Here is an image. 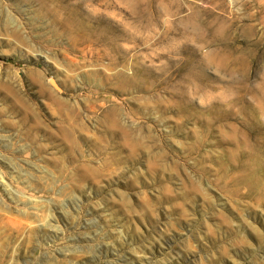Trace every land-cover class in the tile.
<instances>
[{
	"label": "rangeland",
	"instance_id": "1",
	"mask_svg": "<svg viewBox=\"0 0 264 264\" xmlns=\"http://www.w3.org/2000/svg\"><path fill=\"white\" fill-rule=\"evenodd\" d=\"M0 264H264V0H0Z\"/></svg>",
	"mask_w": 264,
	"mask_h": 264
},
{
	"label": "bare ground",
	"instance_id": "2",
	"mask_svg": "<svg viewBox=\"0 0 264 264\" xmlns=\"http://www.w3.org/2000/svg\"><path fill=\"white\" fill-rule=\"evenodd\" d=\"M50 83H51V85H52L54 88L57 87V84H56V82H55L53 79H50ZM110 125H116V127L120 129V135H121L122 137H126V136H128L127 133L122 129V127L117 123V121H112V122H110L109 126H110Z\"/></svg>",
	"mask_w": 264,
	"mask_h": 264
}]
</instances>
